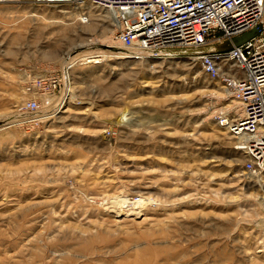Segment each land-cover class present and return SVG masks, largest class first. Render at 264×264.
Instances as JSON below:
<instances>
[{
	"label": "rangeland",
	"instance_id": "rangeland-1",
	"mask_svg": "<svg viewBox=\"0 0 264 264\" xmlns=\"http://www.w3.org/2000/svg\"><path fill=\"white\" fill-rule=\"evenodd\" d=\"M51 1L0 2V264H264V176L197 52L127 58L105 10Z\"/></svg>",
	"mask_w": 264,
	"mask_h": 264
},
{
	"label": "built area",
	"instance_id": "built-area-1",
	"mask_svg": "<svg viewBox=\"0 0 264 264\" xmlns=\"http://www.w3.org/2000/svg\"><path fill=\"white\" fill-rule=\"evenodd\" d=\"M66 1L105 10L113 22L115 40L130 59L148 61L175 49L197 52L192 58L202 71L238 103L237 108L216 114L217 124L236 138L235 149L244 155V170L250 178L264 176V0ZM80 16L82 23L90 21L85 11ZM260 26L259 35L239 47L206 52ZM57 84L54 81L46 90L47 103L54 98ZM23 109V124L41 118L40 100H29Z\"/></svg>",
	"mask_w": 264,
	"mask_h": 264
},
{
	"label": "water",
	"instance_id": "water-1",
	"mask_svg": "<svg viewBox=\"0 0 264 264\" xmlns=\"http://www.w3.org/2000/svg\"><path fill=\"white\" fill-rule=\"evenodd\" d=\"M263 30V26H260L258 29H255L247 34H244L243 36H240L238 38H235L232 42H225L223 44L213 46L209 48V51L206 52H213V53H223L230 51L234 47H239L240 45L250 41L251 39L255 38L259 35V33Z\"/></svg>",
	"mask_w": 264,
	"mask_h": 264
},
{
	"label": "bare ground",
	"instance_id": "bare-ground-1",
	"mask_svg": "<svg viewBox=\"0 0 264 264\" xmlns=\"http://www.w3.org/2000/svg\"><path fill=\"white\" fill-rule=\"evenodd\" d=\"M123 56V55H122ZM122 58H124V57H122ZM127 58H128V56H127ZM234 108H237V106H235ZM233 138H235V137H233ZM236 139V138H235Z\"/></svg>",
	"mask_w": 264,
	"mask_h": 264
},
{
	"label": "crops",
	"instance_id": "crops-1",
	"mask_svg": "<svg viewBox=\"0 0 264 264\" xmlns=\"http://www.w3.org/2000/svg\"><path fill=\"white\" fill-rule=\"evenodd\" d=\"M215 46H217V45H215ZM212 47H213V46H212ZM208 49H209V48H208ZM208 49H207L206 51H209Z\"/></svg>",
	"mask_w": 264,
	"mask_h": 264
}]
</instances>
